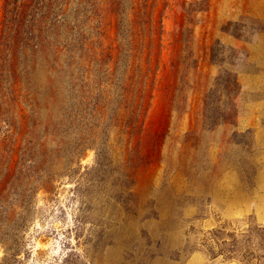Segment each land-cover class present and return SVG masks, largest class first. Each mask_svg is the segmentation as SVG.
<instances>
[{"label": "rangeland", "instance_id": "374dc122", "mask_svg": "<svg viewBox=\"0 0 264 264\" xmlns=\"http://www.w3.org/2000/svg\"><path fill=\"white\" fill-rule=\"evenodd\" d=\"M263 12L264 0H161L136 184L123 193L117 172L102 169L78 192L65 139L54 164L63 173L54 194H38L18 264H241L233 239L240 245L251 224L264 225ZM113 21L103 19L101 38L114 54L101 60L123 65L130 45L115 50ZM109 151L119 166L125 149L115 142Z\"/></svg>", "mask_w": 264, "mask_h": 264}, {"label": "trees", "instance_id": "16d2710c", "mask_svg": "<svg viewBox=\"0 0 264 264\" xmlns=\"http://www.w3.org/2000/svg\"><path fill=\"white\" fill-rule=\"evenodd\" d=\"M160 2L0 0V264H18L29 252L37 197L54 194L63 173L54 164L65 159V139L72 140L66 175L80 176L78 192L84 175L102 169L117 172L123 193L136 184L155 92L154 40L155 57L161 52L160 39H154ZM105 18L114 20L115 50H122L125 40L130 45L123 65L118 58L101 60L102 54H114L113 45L102 48ZM115 142L126 155L116 167L109 151ZM89 148L96 151L95 162L81 170ZM241 236L240 245L233 237L229 252L237 253L241 264H264V225L251 224Z\"/></svg>", "mask_w": 264, "mask_h": 264}, {"label": "bare ground", "instance_id": "6f19581e", "mask_svg": "<svg viewBox=\"0 0 264 264\" xmlns=\"http://www.w3.org/2000/svg\"><path fill=\"white\" fill-rule=\"evenodd\" d=\"M261 7H262V6H261ZM260 9H261V8H260ZM259 12H260V11H259ZM263 13H264V12H263ZM263 13H262V14H263Z\"/></svg>", "mask_w": 264, "mask_h": 264}]
</instances>
